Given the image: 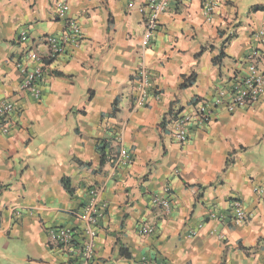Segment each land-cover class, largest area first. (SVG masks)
Here are the masks:
<instances>
[{
	"label": "crops",
	"instance_id": "obj_1",
	"mask_svg": "<svg viewBox=\"0 0 264 264\" xmlns=\"http://www.w3.org/2000/svg\"><path fill=\"white\" fill-rule=\"evenodd\" d=\"M147 1L0 0V102L16 107L12 131L0 132V264H81L80 215L94 187L107 209L89 264H264V95L233 113L214 107L184 143L172 130L178 114L244 75L253 48L264 54V10H253L264 0H220L211 21L203 0H172L149 39ZM67 18L82 42L47 60L40 98L18 93L17 62L36 67L28 50L46 54V37L65 32ZM122 148L133 163L117 162ZM166 187L168 214L151 203ZM234 199L248 221L235 222ZM143 223L155 232L140 234ZM62 226L75 230L69 248L49 242Z\"/></svg>",
	"mask_w": 264,
	"mask_h": 264
},
{
	"label": "built area",
	"instance_id": "obj_2",
	"mask_svg": "<svg viewBox=\"0 0 264 264\" xmlns=\"http://www.w3.org/2000/svg\"><path fill=\"white\" fill-rule=\"evenodd\" d=\"M172 0H148L145 7L149 10L147 29L145 38L149 39L151 33L156 30L160 15L164 13L170 6ZM220 0H203V15L207 21H211L220 4ZM59 8V15L66 17L69 6L66 2H57ZM145 7H141L140 11H144ZM260 37H264V30L259 33ZM82 31L76 20L67 18L66 30L60 35H48L46 37L47 53L40 54L38 51L30 49L27 52L28 58L37 61L36 67L30 69L23 64L22 60L17 62V67L20 69L23 80L18 87V93L40 98L42 89L39 81L41 80L45 71L47 60L61 55L65 52L68 44L79 45L82 42ZM18 40L25 43L28 41L26 31H23ZM263 52L259 48H253L246 55V72L241 78H238L228 89H219L211 101L200 100L194 104V108L190 112L180 113L172 123V130L175 138L184 143L190 136V125L192 121H196L200 125H206L211 120V114L214 107H224L228 112H235L236 110L245 106H252L257 104L264 95V72L260 68ZM139 87L141 89V97L139 104L142 105L146 99L147 85L149 83V76L147 70L143 67L140 69ZM15 103L12 100H3L0 102V132L9 134L13 128V112L15 111ZM117 162L123 164L133 163L131 153L122 148L117 156ZM163 194L155 193L151 197V203L154 207L162 210L165 213L171 212V201L168 197L170 189L168 187L163 189ZM259 198L264 202V189L257 188ZM89 202L85 206L84 212L80 215L82 221L86 223L87 238L80 249L83 255L81 264H89L94 254L95 237L97 235L96 226L99 218L104 216L107 204L101 200L99 196V189L97 187L91 188L89 191ZM233 211L235 215V222L242 223L248 221L251 214L248 213L239 199L233 201ZM217 214H212L216 217ZM154 225L143 223L138 227V231L142 235H151L155 232ZM191 234H195L192 231ZM49 242L54 245H61L63 247H70L74 242L75 230L71 226H62L52 228L48 233ZM146 264H155L154 261H145Z\"/></svg>",
	"mask_w": 264,
	"mask_h": 264
},
{
	"label": "trees",
	"instance_id": "obj_3",
	"mask_svg": "<svg viewBox=\"0 0 264 264\" xmlns=\"http://www.w3.org/2000/svg\"><path fill=\"white\" fill-rule=\"evenodd\" d=\"M253 10L257 11V10H264V6L262 5H255L253 7ZM194 75H192L190 78H187V80L185 81V83L183 84V86H187V84H192V82H194ZM105 162V158L103 157L102 159V163ZM64 185L66 187V189L72 193V189H71V186H70V181L67 179V178H64Z\"/></svg>",
	"mask_w": 264,
	"mask_h": 264
}]
</instances>
